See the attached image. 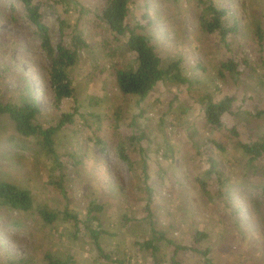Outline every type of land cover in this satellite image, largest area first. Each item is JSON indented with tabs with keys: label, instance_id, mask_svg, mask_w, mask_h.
Returning <instances> with one entry per match:
<instances>
[{
	"label": "rangeland",
	"instance_id": "374dc122",
	"mask_svg": "<svg viewBox=\"0 0 264 264\" xmlns=\"http://www.w3.org/2000/svg\"><path fill=\"white\" fill-rule=\"evenodd\" d=\"M66 1L67 5H47L44 21L55 45L64 41L71 45L73 34L86 42L71 73L76 89L73 99L55 109L51 82L43 77H47L44 67L51 65L38 48L36 28L19 0H0V64L9 66L6 85L10 89L19 87L17 75L30 78L43 111L39 121L45 127L58 124L64 113H77L74 124L56 137V151L66 166L67 196L50 185L54 162L32 141L16 136L13 125L1 116L0 179L30 189L36 204H47L55 211L84 216L90 202L101 203L102 229L107 231L101 244L112 260L102 259L85 233L74 239L69 224L59 221L43 227L35 213L15 211L9 213V220L0 218V264L19 259L44 264L49 251L62 259L72 257L74 264H154L137 244L152 234L144 218L140 175L144 165L155 190L156 227L169 239L192 245L194 230H201L209 235L203 246L211 248L214 264H264V194L260 188L264 163L249 165L230 133V128L237 127L244 143L264 136V114L257 116L264 110V72L252 39L256 22L264 20V0H211L239 21L240 34L229 40L232 50L216 35L201 30L198 16L204 6L197 0H133L131 25L143 28L141 32L163 58L181 59L187 79L159 84L144 101L125 96L116 87L114 66L124 65L131 56L124 41H116L98 19L99 0ZM59 17L70 26L65 37ZM230 58L240 63L238 80L228 74L217 76L220 63ZM227 95L236 97L239 113L226 119L228 129L213 132L204 117L205 98L218 100ZM133 135L141 137L130 148L134 174L117 151L121 144L130 147ZM97 137L106 143L105 152L96 144ZM205 152L220 161L230 178L240 214L218 199L210 203L200 191L196 178L206 168ZM172 249L164 245L167 260ZM178 261L203 264V258L194 253H183Z\"/></svg>",
	"mask_w": 264,
	"mask_h": 264
},
{
	"label": "trees",
	"instance_id": "16d2710c",
	"mask_svg": "<svg viewBox=\"0 0 264 264\" xmlns=\"http://www.w3.org/2000/svg\"><path fill=\"white\" fill-rule=\"evenodd\" d=\"M19 1L24 5L26 17L36 28V36L39 39L38 48L51 65L44 67L47 77H43L51 82L54 107L59 110L64 100L73 99L75 96L76 89L71 79V73L79 60V51L87 46L86 42L81 36L73 34L71 45L65 41L58 45L53 43L51 29L44 21V8L50 4V6L53 4L67 5L66 0ZM197 1L204 6L198 16L201 30L205 34L216 35L227 49L232 50L229 40L240 34L239 21L231 15L228 9L216 6L211 0ZM99 2L98 19L106 25L116 41H124L123 46L131 56L130 61L124 65L114 66L116 87L122 94L138 97L144 101L161 83H184L187 81L182 74V60L163 58L156 46L152 44L151 39L141 32L143 28L140 25H131L133 0H99ZM59 18L62 35L65 37L67 28L70 26L65 19ZM252 39L261 53V67L264 72V20L256 22ZM242 63L246 67L249 66L245 59L242 60ZM239 65L240 63L234 58L222 61L217 76L221 79L226 78L228 74L234 80H238ZM10 73L8 65L0 64V116L6 117L13 125L16 136H20L23 141H32L54 162L52 170L54 175L51 176L50 185L55 186L66 197L67 193L63 185L66 182V166L56 151V137L67 126L74 124L77 113H64L58 124L45 127L39 121L43 111L32 88L30 78L24 73L20 76L17 75L19 87L10 89L6 85L7 75ZM262 77L264 79V73ZM235 102L236 97L232 95L221 97L218 100H213L210 97L205 98L204 117L211 131L220 133L225 131L227 128L226 119L237 117L239 111L235 108ZM263 114L264 110L259 111L257 116ZM132 124L134 125V123ZM230 133L236 139L238 147L243 150L249 165L256 166L264 163V136L244 143L239 140L237 127L230 128ZM139 140L141 137L133 135L130 138V147L121 144L117 148L119 157L128 165L132 174L135 173L136 167L135 161L131 157L130 148ZM210 140L220 150H224L222 144L212 137ZM96 144L105 152L106 143L100 137H97ZM204 154L206 168L196 178L200 191L210 203H214V200L218 199L227 208H233L234 213L237 210L240 214V209L235 205L233 199V191L230 189V178L222 170L220 161L207 152ZM140 175L143 179L142 196L145 198L144 218L150 225L152 233L151 239L137 243L140 249L147 253L154 264H162L166 261L171 264H179L178 257L183 253H194L203 258V264H214L210 257L211 248L203 246L209 240V235L204 231L195 229L192 245H181L169 239L164 231L157 229L155 224L157 211L155 190L147 165L143 166ZM260 188L264 194V184ZM15 211L21 214L35 213L43 227H52L59 221L69 224L73 229L74 239H78L80 233H85L94 243L99 256L107 261L112 260L111 255L105 252L101 244V237L107 234V231L102 229L100 219V215L104 212V206L101 203L90 202L84 216L69 210L55 211L47 204H36L30 189L15 182L0 179V218L5 221L9 220V213ZM164 245L173 248L168 260L166 259L168 255L164 253ZM44 262V264H74V259L72 257L62 259L49 251L45 254ZM8 264H30V262L27 259H19L10 260Z\"/></svg>",
	"mask_w": 264,
	"mask_h": 264
}]
</instances>
